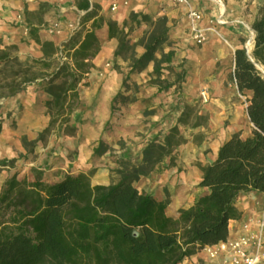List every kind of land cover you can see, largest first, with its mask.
Returning a JSON list of instances; mask_svg holds the SVG:
<instances>
[{"label":"trees","instance_id":"trees-1","mask_svg":"<svg viewBox=\"0 0 264 264\" xmlns=\"http://www.w3.org/2000/svg\"><path fill=\"white\" fill-rule=\"evenodd\" d=\"M49 5L43 0L36 9L25 7L32 35L39 41ZM78 5L87 9L83 21L98 13L90 0H78ZM131 20V26L146 23L136 39L122 28L128 20L123 24L109 20L110 36L119 40L115 57L130 59L129 74L142 71L151 61L158 72L164 63L171 65L175 50L163 49L170 36L169 17L134 11ZM103 21V15H97L91 28L82 27L60 43L48 40L39 57L21 58L16 44L0 48V97L38 81L52 94L45 101L50 121L40 137L52 129L78 134L79 125L72 119L81 102L80 86L90 83L89 71L96 67L94 57L102 48L97 28ZM252 29L254 47L236 48L233 69L239 90H253L246 106L252 132L232 133L214 160L200 163L199 184L208 191L173 215L168 210L169 196L158 198L137 184L166 159L168 166L179 163V146L189 140L182 126H208L209 116L185 100L164 138L160 140L159 134L150 138L139 160L120 158L114 167L118 177L109 183H94L92 173L85 171L49 180L36 167L35 178L17 172L6 177L0 188V264H178L206 244L228 238L237 199L251 190L264 191V2L258 6ZM138 45L143 47L139 54ZM185 72L182 68L179 77ZM126 98L123 90L114 95L112 113ZM194 137L200 143L205 132H194ZM24 142L28 143L26 138ZM101 153L102 143L94 156Z\"/></svg>","mask_w":264,"mask_h":264},{"label":"crops","instance_id":"crops-1","mask_svg":"<svg viewBox=\"0 0 264 264\" xmlns=\"http://www.w3.org/2000/svg\"><path fill=\"white\" fill-rule=\"evenodd\" d=\"M43 0H0V48L7 44H16L21 58L28 55L42 56V47L48 40L60 43L68 39L72 31L69 22L87 13V9L78 5V0H46L49 9L45 13L46 24L40 27L37 40L31 32V25L25 13L26 5L30 9L39 7ZM225 7L219 6L216 0H194L202 9L203 17L200 25L206 27L207 39L197 42L192 38L190 18L187 7L172 0H90L96 5L97 15H103L102 26L97 32L102 48L94 57L96 67L89 71L88 85L80 86L81 102L73 118L86 115L98 123L112 115V99L122 86V74L105 64L115 57L119 40L110 36L109 20L114 19L123 24L125 20L131 24L132 12H144L157 15L166 14L171 28L167 41L168 49H174L173 60L187 67L186 85L197 87L207 83L211 96L205 105L212 108V122L217 114L229 117L227 125L218 127L219 136L212 143L204 139L200 147H189L183 152L178 164H159L151 175H143L137 180L139 188L152 192L158 198L170 197L168 210L173 215L179 214L183 206L191 205L202 193L208 191L207 186L199 184L203 169L200 163L214 160L220 145L232 133L241 131L243 135L252 132L246 106L253 90L241 92L233 77L236 48L249 45L254 47L252 21L257 7L264 0H224ZM115 8H112L113 4ZM250 5V10L247 6ZM224 8V9H223ZM84 21V31L91 28L95 16ZM59 20L62 27L58 31H49L47 26L53 20ZM123 30L125 27H122ZM223 37L227 38L225 41ZM165 42V43H167ZM164 43V44H165ZM214 49L220 57L217 70L210 69V58L207 52ZM108 76V77H107ZM106 78V80H105ZM157 88H148V102H154L156 96L151 95ZM201 95V94H200ZM52 94L38 82L28 84L15 94L0 97V188L6 177L17 172L19 176L29 175L35 178L34 168L44 172L49 180L62 179L67 172L92 173L94 183H109L113 178V169L108 165H99L94 161V152L98 141L104 136L96 125L94 130L81 129L76 135L63 134L52 129L47 136L40 137V132L50 121L45 101ZM216 102L218 104L213 103ZM140 100L134 104L136 117L141 112ZM147 103V102H146ZM220 112V113H219ZM217 122V119L216 121ZM27 140V144L24 142ZM15 158L13 162L1 163L2 159ZM236 215L229 224V236L235 237L242 231V221L256 219L264 215V191L251 190L243 193L234 203ZM203 248L184 257L178 264H215ZM261 264H264V260Z\"/></svg>","mask_w":264,"mask_h":264},{"label":"rangeland","instance_id":"rangeland-1","mask_svg":"<svg viewBox=\"0 0 264 264\" xmlns=\"http://www.w3.org/2000/svg\"><path fill=\"white\" fill-rule=\"evenodd\" d=\"M252 1L250 0V2ZM247 8L250 10V5ZM145 26L146 23L144 21L139 24L134 22L132 26L129 24L125 27L124 32H129L131 38L136 39L143 32ZM169 45L168 42L165 43L163 49H168ZM136 49L138 54L143 51L141 45L136 46ZM157 54L160 55L161 50ZM105 66L116 69L122 74V86L119 90L124 91L127 101L118 104L112 115L104 120L103 123H98L83 114H81V117L73 118L72 120L79 125V131L80 128L94 130L97 128L96 125L101 124L99 129L104 136L99 139L98 145L102 143V153L95 155L94 161L99 163V165L112 167L113 177L115 178L118 177V174L114 173V167L119 164L120 158L139 160L142 149L150 138L157 134H159L160 140L164 138L165 132L177 121L182 109V103L185 100L207 114L209 116V124L208 126L199 125L196 127L182 126V131L189 140L179 146L180 158L189 147H200L202 142L197 143L195 141L194 132L204 131L205 139H210L214 143L219 136L220 130L214 125L223 126L230 122V116L221 117V115L217 114L216 118L213 119L214 125L211 124L213 105L211 107L205 105L210 100H207V102L203 100L202 95H200V85L197 87H188L186 85L187 67L185 65L181 66L174 60L169 66L164 63V67L160 72L155 71L154 62L151 61L142 71L129 74L130 59H124L122 56L114 57ZM103 68L96 67L95 69L100 70ZM182 68L186 69L183 78L179 77L178 73ZM150 86L157 88L151 94L156 96L154 99L156 101L154 102H148L145 99L148 97V88ZM140 100L142 104L140 103L139 108H141L142 113L136 117V110L133 109V106ZM213 103L218 104L216 100ZM218 106L222 107L220 104ZM216 119L217 122H215ZM165 162H168V159Z\"/></svg>","mask_w":264,"mask_h":264},{"label":"built area","instance_id":"built-area-1","mask_svg":"<svg viewBox=\"0 0 264 264\" xmlns=\"http://www.w3.org/2000/svg\"><path fill=\"white\" fill-rule=\"evenodd\" d=\"M175 3L183 4L187 7L190 18L191 34L197 42H204L207 39L206 27L200 25L203 17L202 9L194 0H172ZM219 6L225 7L224 0H216ZM116 4L112 5L115 8ZM224 9V8H223ZM62 27L59 20H53L47 28L49 31H58ZM69 27L73 32L84 27V21L79 16L77 19L69 22ZM254 34L252 35L253 39ZM225 40L227 38L224 37ZM228 41V40H227ZM248 50L249 45H247ZM210 58V69L215 71L220 66V57L214 49L207 52ZM200 94L204 101H207L211 92L207 83L203 82ZM207 253L215 259V264H261L264 260V215L256 219H246L242 221V231L235 237L221 239L216 243L206 244L202 247Z\"/></svg>","mask_w":264,"mask_h":264}]
</instances>
